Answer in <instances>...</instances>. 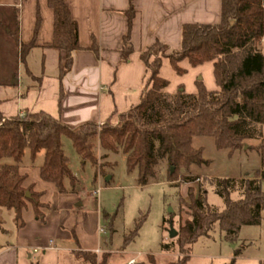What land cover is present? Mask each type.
I'll use <instances>...</instances> for the list:
<instances>
[{
	"label": "trees",
	"instance_id": "trees-1",
	"mask_svg": "<svg viewBox=\"0 0 264 264\" xmlns=\"http://www.w3.org/2000/svg\"><path fill=\"white\" fill-rule=\"evenodd\" d=\"M220 1L218 23H185L181 26L178 49L169 50L166 44L155 40L140 53L149 70L145 90L136 105L118 115L116 123L85 122L73 127L42 111L17 113L8 118L0 114V207L13 210L17 227L23 225L21 213L27 201L35 217L43 219L40 195L23 186L26 177L19 172L26 149L31 161L43 151L39 175L62 193L75 189L78 184L62 147L63 136L71 140L81 161H89L100 174L103 167L97 163L96 150H104L103 154L122 152L127 170H137V183L142 186L156 177V169L163 163L169 167L168 180L178 177L191 180L188 172L191 165L208 164L202 157V149L192 146L194 136H211L216 148H226L229 152L241 147L243 140L261 136L264 45H260L264 38V0ZM47 4L53 12L52 41L48 47L64 54L59 67L62 79L72 67L73 51L80 48L78 26L64 0H47ZM125 15L127 31L122 37L121 62L127 61L133 50L130 43L135 15L132 0ZM38 23L37 16L34 33ZM33 46L34 42L19 44V61L24 66ZM90 49L98 52L94 41ZM164 58L178 75L185 72L179 65L185 59L191 66L212 61L218 90H207L197 80L196 93H186L181 85L172 93L165 92L168 81L159 74ZM259 155L261 166L253 171L252 177H202L196 192L188 189V199L180 200L187 209V218L176 236L178 255L164 264H185L189 259L188 246L199 236L209 235L215 224L228 240L236 238L242 225L260 224L264 218V144ZM170 166H173L172 172ZM207 184L222 198V209L207 203ZM236 188L240 192L233 198L231 194ZM172 216L168 220L170 225ZM140 225L137 222L126 237L136 236ZM73 254L89 264H107L111 252H103L99 257L94 252L81 250ZM238 254L237 249L234 256ZM224 264H235V259Z\"/></svg>",
	"mask_w": 264,
	"mask_h": 264
},
{
	"label": "crops",
	"instance_id": "crops-1",
	"mask_svg": "<svg viewBox=\"0 0 264 264\" xmlns=\"http://www.w3.org/2000/svg\"><path fill=\"white\" fill-rule=\"evenodd\" d=\"M64 1L77 23L80 48L73 51L72 67L62 79L59 67L64 54L48 47L52 41L53 12L47 0H7L1 4L5 9L1 11L4 21L0 25L13 38L18 51L19 44L34 42L26 66L19 61L25 67L26 77L17 80L14 94L2 93L0 97L3 118L42 111L73 127L85 122L114 124L120 113L139 102L145 90L149 70L140 58L142 51L155 40L166 44L169 50L178 49L183 24H215L220 20V0H132L133 50L128 60L121 62L122 37L127 31L125 11L130 0ZM37 16L38 29L34 33ZM93 41L98 46L97 53L90 49ZM30 59L36 64V71L29 67ZM179 65L185 69L182 75L173 71L168 59L162 60L159 74L168 81L165 92L172 93L181 85L186 93H196L197 80L207 90H218L215 81L214 87L209 88L203 78L186 79L187 75L197 77L204 73L202 68L213 74L212 61L191 66L185 59ZM5 86L3 83L0 90H5ZM38 155L33 161H21L19 172L26 177L23 186L40 195L43 219L35 217L27 201L21 213L23 225L17 227L13 217L7 227L0 209V233L10 235L13 241L0 248V264H89L75 258L74 251L112 252L113 236L104 237L105 230L100 227V187L79 186L78 181L75 189L58 192L52 182L41 179L39 166L43 154L40 159ZM110 179L109 175L107 181ZM165 246L161 248L168 252ZM146 255L154 257L151 253Z\"/></svg>",
	"mask_w": 264,
	"mask_h": 264
},
{
	"label": "rangeland",
	"instance_id": "rangeland-1",
	"mask_svg": "<svg viewBox=\"0 0 264 264\" xmlns=\"http://www.w3.org/2000/svg\"><path fill=\"white\" fill-rule=\"evenodd\" d=\"M7 0H0V21H4L1 11L5 7L1 4ZM264 45V38L260 47ZM19 51L13 38L6 34V29L0 25V87L6 84L5 90H0V97L16 92V82L20 77H26L25 67L19 62ZM29 67L37 70L35 62L30 59ZM197 77L190 75L186 79L196 80L203 78L205 84L212 88L215 83L210 70ZM207 72V73H206ZM261 136L245 139L241 147L229 152L226 148H216L211 136H194L192 146L202 149V157L208 160V164L191 165L189 173L191 180H183L178 177L175 180H168V165L163 163L156 169V177L146 185L137 183V170L128 171L125 164V155L122 152H106L97 149V163L102 165L101 174L89 162H82L76 153L71 140L63 136L62 147L68 158L69 168L78 179L79 186L87 188H99V197L102 217L100 227L105 230L104 237L113 236V251L107 264H126L130 257H135L136 264H164L178 255L176 237L170 238L168 222L172 216V226L179 232L181 223L187 218L186 207L180 200L188 199V189L196 192L199 181L202 177L219 178H242L252 177L253 171L261 166L259 155L264 144V125L260 128ZM43 151L39 152L38 158L42 157ZM41 156V157H40ZM30 161L28 149L25 150L22 162ZM111 176L109 181L105 180L107 175ZM181 173H185L180 169ZM240 190L236 188L232 197L236 198ZM96 196V197H97ZM206 201L208 204L222 209L223 200L214 193L213 188L206 185ZM172 209V212L169 211ZM5 217V226L10 227L14 217L13 210L0 208ZM140 222L136 236L128 239L122 233L128 234L134 230L135 224ZM130 229V230H129ZM13 241L8 234L0 233V248ZM169 248L163 252L161 246ZM165 246V247H166ZM239 254L234 256V251ZM176 250L177 253H174ZM151 253L153 256H147ZM166 253V254H165ZM101 253L96 254L98 257ZM161 254V255H159ZM189 259L185 264H224L235 259V264H264V218L257 225H242L234 240L224 237V232L214 228L207 236H199L188 246Z\"/></svg>",
	"mask_w": 264,
	"mask_h": 264
},
{
	"label": "water",
	"instance_id": "water-1",
	"mask_svg": "<svg viewBox=\"0 0 264 264\" xmlns=\"http://www.w3.org/2000/svg\"><path fill=\"white\" fill-rule=\"evenodd\" d=\"M173 171V166H170V172ZM109 179V175H107L105 177V180L107 181ZM26 195L28 196V192H26ZM169 211L172 212V209L169 208ZM168 235L170 238L176 237L177 236V231L174 229V227L172 225L169 226V230H168Z\"/></svg>",
	"mask_w": 264,
	"mask_h": 264
},
{
	"label": "built area",
	"instance_id": "built-area-1",
	"mask_svg": "<svg viewBox=\"0 0 264 264\" xmlns=\"http://www.w3.org/2000/svg\"><path fill=\"white\" fill-rule=\"evenodd\" d=\"M126 264H136V258L132 257V258L128 259Z\"/></svg>",
	"mask_w": 264,
	"mask_h": 264
}]
</instances>
